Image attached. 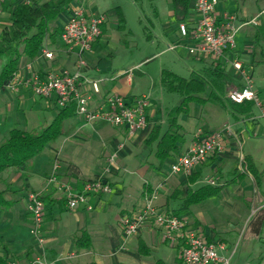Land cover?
<instances>
[{
	"label": "crops",
	"instance_id": "obj_1",
	"mask_svg": "<svg viewBox=\"0 0 264 264\" xmlns=\"http://www.w3.org/2000/svg\"><path fill=\"white\" fill-rule=\"evenodd\" d=\"M29 1L31 0L6 2L2 7L0 19L5 16L10 17L17 4ZM93 1L86 0L85 5L81 8L88 15L104 17L105 22L101 27V36L95 42L92 51L85 54L86 67L82 71L85 79L83 89L93 96L96 104L104 102L108 95H116L130 100L147 97L149 100L147 127L135 136L129 137L126 130L122 128H114L105 123H88L82 117L76 116L65 121L63 135L28 165L23 168L8 169L0 174V193H4V199L9 203V207L0 210V254L7 259L8 264L28 263L37 258H45L50 264H176V262L183 264L179 245L172 246L166 243L161 228L149 223L136 236L125 237L121 227V217L141 210L147 195L156 189L159 191L156 202L158 209L166 214L172 213V211L179 209L181 204L179 199L173 198L176 191L180 190L187 194L206 186L203 182L205 177L203 172H206L207 178H213L217 186L224 185L220 195L215 198L222 196L229 187H236L237 192L238 189L240 190L238 193L243 192L242 184L246 178L249 177L253 181L254 179L246 172L247 168L244 165L246 156L242 155L237 148L243 139L242 126L252 124L257 128L262 119H259L258 111L254 108L252 119L240 122L233 120L232 135L225 138V148L222 153L210 156L203 165L195 168L189 176L174 175L171 171L169 172V168L194 142L199 140L201 136L220 131L223 125H229L225 122L222 126L212 129L209 127L211 121L217 117H231L221 108L210 103L204 105L191 104L190 113L184 116H186V124L194 127L196 131L186 136L183 124L180 123L182 115L178 117L185 143L180 145L181 151L179 153L168 158L172 161L169 168H167V159L162 169H158L161 173L167 169V174L160 178L151 171L156 169V165L151 162L152 157H155V151L151 146L148 147L150 153L145 158L144 164L141 162L140 166L131 172V176H120L119 168L126 166L123 160H132L140 150H144L142 146H147L145 142L155 126H162L163 132L168 129V117H165V114L168 113L151 100L149 94L140 92V80H144V78L135 80L133 68L130 70L116 69L112 62L107 60V58L112 57V53H108L102 48V43L108 44L112 38V29L109 31L107 29L113 25L118 29L116 9H121L126 20L125 8L117 6L115 8L117 20L112 21L106 13L101 12L97 6L92 4ZM232 1L219 0V8L218 6L216 8L217 15L228 14L223 9V3H232ZM246 2L247 0L244 4ZM74 3L63 13L66 16L57 20V27L63 29L67 24L71 11L77 8ZM165 3L168 6L171 4L172 7L171 0L170 2L165 0ZM195 4L196 0H191L189 15L184 22L189 27H192L197 21ZM234 13L237 22L238 19H241V25H239L236 36V48L223 58L213 60L201 56L197 52H192L198 48V45L191 37L184 39L180 36L179 23L173 17V7L172 11L168 10L167 14L174 20V26H171L170 22H166L163 12L155 10L156 18L164 23V34L171 35L172 47L169 50L183 48L193 61L204 64L206 68L221 67L233 78L231 89H240L243 85L241 76L230 65L231 60L239 61L252 77L260 96L264 98V44L256 42L255 32L256 27L263 23L264 8L258 14H247L239 8ZM247 19L256 20L257 24H248ZM2 28L1 25L0 33ZM120 32H126V30ZM123 43L128 44L126 41ZM43 49L51 52L53 58L47 59L43 52L33 60L22 58L17 73L19 79H29L35 74L62 70L75 71L77 69L78 56L66 52L60 39L55 42L47 40ZM91 81L100 82L99 94H92L89 85ZM29 91L31 92L29 88L20 86L17 93H12V95L15 94L21 103H25V95ZM39 99L45 102L46 111L55 113L54 117L51 118L53 120L58 109L53 102ZM203 99L206 100L208 97ZM57 142L59 143L57 144ZM91 142L102 147L100 154L94 158L96 161L93 156L88 161L85 160L84 154L83 159L80 157L82 151L91 149L89 145ZM56 164L59 165L58 181L68 184L75 193L81 192L86 182L97 178L107 181L111 185L112 193L92 195L87 203L88 207L91 208L90 210L86 206H81L76 210L68 209L65 198L58 191V184L49 183V178L53 174ZM96 165H101L102 168H98ZM123 171L126 172V170ZM234 171L246 176L241 181L238 180L234 184H229L235 177ZM223 177L226 179L224 180ZM221 179L223 180L221 181ZM31 195H39L48 199L44 203L45 215L41 229L44 244L42 246L37 244L31 234L33 223L27 213ZM229 196L231 198V195ZM205 202L192 206L189 212L182 216V221L185 224L184 230L187 232L194 231L210 242H223L227 246V251L223 254L230 256L233 254L231 253V244L225 237L229 232L230 225L228 223L223 226L221 225L222 221L218 219L215 222L208 221L204 211L198 210ZM231 202L233 201L227 199L222 201L221 205L229 208ZM234 208L232 207V211L235 210ZM194 211L196 212L194 213ZM261 224H264V220H261ZM141 242L149 250L148 256L140 253ZM262 258L264 259V257Z\"/></svg>",
	"mask_w": 264,
	"mask_h": 264
},
{
	"label": "built area",
	"instance_id": "obj_2",
	"mask_svg": "<svg viewBox=\"0 0 264 264\" xmlns=\"http://www.w3.org/2000/svg\"><path fill=\"white\" fill-rule=\"evenodd\" d=\"M10 0H0V16L3 5ZM219 0H196L195 11L197 21L189 27L185 23L178 25V31L182 38L191 37L198 48L192 50L201 56L219 60L227 53L235 50L236 36L239 26L234 15L224 14L218 16L216 8ZM105 22L104 17L86 14L81 7L71 11L69 20L63 28L60 42L68 53L78 56V65L75 71L62 70L35 74L29 79L21 80L17 76L8 86L7 90L17 93L20 86L29 88L38 98L51 101L58 110L74 103L76 114L88 123H105L114 128L126 130L129 137L143 131L148 123L149 100L140 97L133 100L116 95H108L104 102L96 104L92 95L84 91L83 69L86 67L85 54L92 51L95 42L101 36V27ZM248 24L256 25L253 20ZM47 59H52L53 54L42 50ZM231 67L239 73L243 85L240 89H231L227 98L236 104L251 102L258 111L259 119L264 120V98L255 88L252 77L245 71L243 65L237 60H231ZM131 73V72H130ZM92 94L100 93V82H89ZM232 135L231 127L223 125L218 132L201 136L194 142L175 163L170 171L174 175L189 176L193 170L203 165L207 159L215 154H220L225 148V138ZM59 165L56 164L49 183L58 184V191L63 195L66 206L70 210H76L86 206L92 195L111 194V185L103 179H95L84 184L81 192L75 193L68 184L58 181L57 173ZM205 184L217 186L213 178H205ZM159 197L158 189L152 191L145 198V204L141 210L121 217V227L125 237L136 236L141 229L149 223L161 228L166 243L179 245L180 257L184 264H230L232 255H224L227 246L223 242H210L194 231H185V224L178 217L161 212L156 202ZM33 226L31 234L37 244L42 246V223L45 215V205L38 195H31L27 206ZM12 264H50L45 258H37L32 262Z\"/></svg>",
	"mask_w": 264,
	"mask_h": 264
},
{
	"label": "rangeland",
	"instance_id": "obj_3",
	"mask_svg": "<svg viewBox=\"0 0 264 264\" xmlns=\"http://www.w3.org/2000/svg\"><path fill=\"white\" fill-rule=\"evenodd\" d=\"M85 1L77 0L74 5L81 7L85 5ZM168 1L170 2V0ZM244 3L245 1L224 2L223 9L228 14L235 16L234 12L238 8L247 14H258L264 8V0H247L246 4ZM92 4L97 6L101 12L106 13L112 21L117 20L115 8L117 6L125 8L126 32H120L116 26H111L107 30L112 29V38L108 44L102 43V48L106 52L112 53V57L107 58V60L112 62L116 69L130 70L133 68L135 70V80L144 78V80H140V92L149 94L151 100L163 108L164 112L166 110V113H168L169 110L178 107L182 102V97L178 94L168 93L161 88L160 74L162 70L172 71L186 79L204 81L202 78V72L206 68L204 64L193 61L183 48L169 50L172 47L171 35L164 34V23L156 18L155 10L163 12L166 22H170L171 26H174V20L167 14L168 10L172 11L171 4L168 6L165 0H143L140 5L134 4L132 0H94ZM64 16L66 14H62L59 18L62 19ZM9 20V16L0 19L3 28L9 25ZM57 20L53 23V26H57ZM240 21L241 19H238L236 26L241 25ZM150 23H153L155 27H151ZM146 27L151 33L150 40L146 37ZM123 41L128 44L125 45ZM84 58H86V55ZM209 93L210 87L206 84V91L200 97L207 98ZM0 98V143L8 137L12 129L18 128L37 133L53 121L51 118L54 117L55 113L46 111L45 102L35 96L32 91L25 95V103H21L15 94L12 95L9 90L1 93ZM165 117H167V114H165ZM185 119L186 116L182 115L180 123L183 124L185 129L184 134L188 136L196 129L187 125ZM225 122L231 128L234 126L233 119L224 116V118H214L209 127L215 129ZM242 131L243 139L237 148L242 155L252 159L256 169L261 174L260 188L255 187L254 181L247 177L242 184L243 192L238 193L239 189L237 192L236 187H229L222 196L206 201L198 210L204 211L208 221L215 222L218 219L222 221L221 225L223 226L229 223L230 229L225 237L229 240L231 253H233L230 264H264L262 258L264 257V224H261V220H264V120L260 121L257 128L252 124H246L245 127L242 126ZM89 145L91 149L82 151L80 154L82 159L83 154L86 156V161L91 156H93V159L96 158L102 151L101 145L95 142H91ZM142 147L144 150H140L135 158L123 160L126 166L122 167L123 169L119 168L120 176H131V172L139 167L141 162L144 164L145 158L148 157L150 152L148 146ZM153 150L156 151V145H153ZM94 160L96 161V159ZM151 162L156 165V169L151 171L163 178L168 170L165 169L164 173H161L158 170L159 161L155 157H152ZM167 162V168H169L172 161L168 159ZM101 164H104V162H101ZM97 167L102 168L101 165ZM123 170H126V172ZM203 174H205L203 179L205 183L207 175L206 172H203ZM223 179L226 178L223 177ZM229 195H231V198ZM227 199L233 201L229 208L221 205L222 201L224 202ZM232 207H235L234 211H232ZM176 264L180 263L176 262Z\"/></svg>",
	"mask_w": 264,
	"mask_h": 264
},
{
	"label": "trees",
	"instance_id": "obj_4",
	"mask_svg": "<svg viewBox=\"0 0 264 264\" xmlns=\"http://www.w3.org/2000/svg\"><path fill=\"white\" fill-rule=\"evenodd\" d=\"M75 1L31 0L17 4L10 15L9 25L2 30L0 36V95L7 90L16 78L22 58L33 60L40 55L47 40L55 42L60 39L63 29L53 26V23ZM132 1L134 4L140 5L143 0ZM171 3L175 21L179 24L184 23L189 15L191 0H171ZM116 10L118 29L125 31V17L120 8ZM150 24L153 27V23ZM145 32L147 39L150 40L151 33L147 27ZM255 32L256 42L264 44V19L263 23L256 27ZM202 78L205 82L186 79L169 70H162L160 74L161 88L168 93L180 95L182 102L178 107L168 112V129L163 132L162 126H155L145 142L148 147L156 145L155 157L159 161V170L162 169L168 158L181 151L180 145L185 143L178 117L188 115L191 104L204 105L210 103L228 113L236 122L248 121L254 116L255 107L253 103L236 104L227 98L233 85V78L224 69L219 66L205 68L202 72ZM206 84L210 87V94L208 99L204 100L200 96L205 93ZM76 116V106L74 103H70L65 108L58 110L53 121L40 132H27L18 128L12 129L8 137L0 143V174L8 169L23 168L28 165L44 152L50 144L56 142L63 135L65 121ZM244 165L247 168V174L253 177L256 187L260 188L261 174L256 169L252 159L246 157ZM235 171V177L229 184H234L238 180L241 181L246 176L245 174H237ZM223 188L224 185L215 187L206 185L187 194L180 190L176 191L173 198L179 199L181 204L179 209L172 211L169 215L182 220V216L189 212L192 206L218 197ZM39 199L43 203L48 200L42 196H39ZM7 207H9V203L4 199V193H0V210ZM139 251L144 256L149 255V250L142 242ZM0 264H8L7 259L1 254Z\"/></svg>",
	"mask_w": 264,
	"mask_h": 264
}]
</instances>
